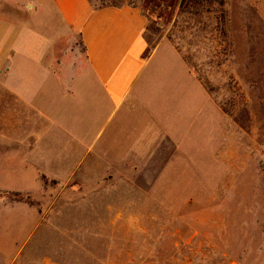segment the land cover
Segmentation results:
<instances>
[{"label":"rangeland","instance_id":"obj_1","mask_svg":"<svg viewBox=\"0 0 264 264\" xmlns=\"http://www.w3.org/2000/svg\"><path fill=\"white\" fill-rule=\"evenodd\" d=\"M91 1L148 17L145 37L160 48L132 125L166 126L181 152L130 182L21 180L12 159L0 162V264H264V0H199L183 12L180 0ZM33 2L7 0L0 13L25 22Z\"/></svg>","mask_w":264,"mask_h":264},{"label":"crops","instance_id":"obj_2","mask_svg":"<svg viewBox=\"0 0 264 264\" xmlns=\"http://www.w3.org/2000/svg\"><path fill=\"white\" fill-rule=\"evenodd\" d=\"M33 3L25 22L11 24L0 13V162H15L14 178L130 182L150 175L162 153L169 157L159 163L175 159L181 141L166 126L132 125L144 95L140 85L147 83L143 74L160 48L145 55V15L129 4ZM257 9L264 20V3Z\"/></svg>","mask_w":264,"mask_h":264},{"label":"trees","instance_id":"obj_3","mask_svg":"<svg viewBox=\"0 0 264 264\" xmlns=\"http://www.w3.org/2000/svg\"><path fill=\"white\" fill-rule=\"evenodd\" d=\"M145 1V4L146 5H157V4H164L166 5L167 7H171V6H175V3L177 0H144ZM189 1V2H188ZM180 0L179 3H178V6H179V11L181 10V12H183L185 10V7H186V4L187 3H190V5H192L194 8L198 5L199 3V0ZM113 6H116V5H113ZM135 7V6H134ZM144 14V13H143ZM145 15V14H144ZM147 21L148 20V17L145 15ZM148 27V22H147V26H146V29ZM145 29V31H146ZM144 38L146 40V43H147V49L145 51V55H150V53L152 52V50L155 48L156 45H150V41L149 39H147V37H145V32H144ZM170 39V37H169ZM176 47V46H175ZM177 51L180 52L178 46L176 47ZM183 59H186V55H183ZM195 71V77L197 80H199L201 82V84L203 85V82H202V78L200 77V75L198 74V72L194 69Z\"/></svg>","mask_w":264,"mask_h":264}]
</instances>
